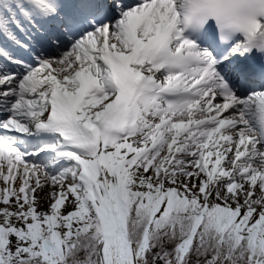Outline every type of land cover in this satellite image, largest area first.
<instances>
[{"label":"snow or ice","instance_id":"6c2138e0","mask_svg":"<svg viewBox=\"0 0 264 264\" xmlns=\"http://www.w3.org/2000/svg\"><path fill=\"white\" fill-rule=\"evenodd\" d=\"M0 264H264V0H0Z\"/></svg>","mask_w":264,"mask_h":264}]
</instances>
